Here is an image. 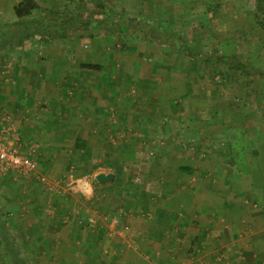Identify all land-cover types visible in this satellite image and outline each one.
Returning <instances> with one entry per match:
<instances>
[{
  "label": "rangeland",
  "instance_id": "rangeland-1",
  "mask_svg": "<svg viewBox=\"0 0 264 264\" xmlns=\"http://www.w3.org/2000/svg\"><path fill=\"white\" fill-rule=\"evenodd\" d=\"M58 1H37V10L41 11L35 12L27 24L16 26L9 18L4 27L0 26V145L36 164L33 172L0 164V226L5 221L16 230L58 229L68 222L76 228L80 219H69L68 212L78 218L86 215V210L132 212L138 210L137 204L126 201L132 198L131 201L137 202L138 198L126 195L125 191L134 194L136 183L142 186L140 193L145 194V185L149 184L146 191L156 199L167 188L156 183L163 174L167 182L183 179L186 182L180 186L184 190L219 201L220 178L231 181L236 174L241 175L244 154L250 155L256 144L264 151V133L253 135L258 118L262 123L264 120L261 109L251 103L250 97L240 101L242 90L226 67L181 54L183 47L192 54H208L210 24L205 9L209 0H83L75 12L78 17L66 19L63 29L67 35L82 34L87 31L85 23L89 21L93 25L92 34L100 42L98 49L91 40L70 38L56 45H42L37 40L27 51L25 46H19L18 37L34 33L44 19L42 10ZM232 1L233 9L247 16L245 23L247 19L256 21L255 0ZM261 21L264 23V16ZM153 31L162 34L164 41L155 40L150 35ZM47 32L50 30L40 35H50ZM250 36L245 41L246 36L238 34L236 42L224 45V51L239 56L255 53L245 46L256 38L251 33ZM65 53L68 58H62ZM55 54L61 57L54 58ZM249 57L255 68L264 69V60L253 54ZM99 61L106 65L104 72L85 67L89 72L75 75L80 67L97 65ZM52 68L69 73L45 76ZM57 86L62 90L53 91L57 94L53 106L39 103L32 111L27 110L30 106L17 107L9 101V92L21 96L31 89L43 98L48 88ZM253 86L257 90L253 97L261 99L264 80H256ZM101 87L109 89L98 93L96 88ZM83 88H90L88 94ZM81 93L110 102V108L105 109L111 115L110 137L98 135L102 131L106 135V130L104 126L98 130L97 123L90 118L82 116L83 122H75L73 116L71 122L67 121L66 114L76 107L73 101L80 99ZM39 110L44 111L40 117L47 121L51 118L47 127L46 121L41 122L36 116ZM15 117L28 120L20 124L19 133L11 129L10 121ZM90 117L99 121L97 115ZM63 133L71 137L63 138ZM171 146L173 149L169 150ZM109 159L118 164L107 163ZM167 161L166 170L158 168ZM96 166L114 174L110 182L113 187L104 193L94 190ZM252 171L247 173L252 175L255 169ZM82 181L91 183L88 192H80L82 188L77 183ZM174 189H178L176 185ZM22 253L29 256L30 264H37V254ZM0 264H12L3 250Z\"/></svg>",
  "mask_w": 264,
  "mask_h": 264
},
{
  "label": "crops",
  "instance_id": "crops-1",
  "mask_svg": "<svg viewBox=\"0 0 264 264\" xmlns=\"http://www.w3.org/2000/svg\"><path fill=\"white\" fill-rule=\"evenodd\" d=\"M24 1L0 0V26H4L7 19H13L14 8ZM33 1L46 2L47 0ZM170 26L172 27L173 24ZM85 54L87 55L86 52ZM68 56L69 54L65 53L62 58H68ZM53 57L61 56L55 54ZM101 64L102 62H97V65ZM83 68L80 67L75 75L80 76L89 72L88 69ZM53 69L46 71L45 76L53 77L56 73L59 75L69 73L67 70L56 72ZM57 87L48 88L44 99L31 89L23 92L21 96H13L12 92H9V101L11 100L10 103L17 107L30 106L26 108L27 110H34L39 103L53 106L57 97L53 91L62 90L59 86ZM83 89L88 94L87 89L90 88ZM108 89V87H101L96 88V91L99 93L100 90L107 91ZM81 94L80 99L73 101L76 102L74 105L76 107L69 109V114H66L67 121L71 122L73 116L75 122H83L82 116L87 117L86 120L90 118L92 122L97 123L98 130H101L103 126V130H106V135L103 134L105 131L98 135L102 138L110 137L108 130L112 127L111 115L108 110H105L106 107L110 108V102L102 100L103 97L98 100L94 94ZM4 103L7 104L6 100ZM1 105L3 106V102ZM100 107H103V110ZM41 111H37L36 116L40 117ZM95 115L98 116L99 121L90 117ZM40 119L41 122L46 121V127L51 122V118L48 121L45 117L44 119L40 117ZM26 120L15 117L10 121L12 127L8 128L11 127L13 132L19 133L20 124ZM104 122L105 125H103ZM49 129L51 134L52 126ZM63 134V138L71 137L70 134ZM170 138H173L172 134ZM170 148L173 149V146L168 147L169 150ZM244 157L245 160L242 161L244 164L240 165L241 175L236 174L237 177L235 176L236 178L231 181L223 176L220 178L218 185L220 193L218 190L219 201L217 202H213L212 196L211 198L209 195L200 196L201 194L196 191L184 190L180 186L186 182L183 179L178 178V184L175 180L167 182L168 179L164 178L165 174H163V177L157 179L156 183L158 185L161 183V187L167 188L162 190L158 198L154 199L147 193L146 188L149 184H146L145 194L141 192L137 197V202L131 201L132 198L129 201L124 200L129 204H137L135 206L138 210H132V212L86 210L87 214L81 218L68 212L69 219H80L79 226L77 225L76 228L70 227L68 222L58 229L45 227L36 230L22 227V230H16L9 226L7 228L0 226V251L5 250L8 244L4 241L11 236L14 239L12 243L14 250L37 254V264H264V151L256 144L252 153L244 154ZM231 158L233 161L236 160L233 156ZM107 163L118 164L113 159L112 161L109 159ZM157 165L158 163H155L156 167ZM168 165L169 161L162 163L158 168L166 170L165 166ZM170 166L174 168L173 163ZM115 169H117L116 166ZM254 169L255 172L252 175L247 173V170L254 171ZM95 170V175L110 173L108 171L107 173L108 169L102 166H96ZM219 172L222 175L221 169ZM245 177H247L246 180ZM214 181L218 183V180L212 182ZM95 185L94 190L99 189L101 193L113 187L110 182L96 181ZM175 185L178 188L176 191L173 190ZM9 258L12 264H16L14 258ZM19 259L17 258L18 262ZM21 260L27 264L31 262L29 256L23 253Z\"/></svg>",
  "mask_w": 264,
  "mask_h": 264
},
{
  "label": "trees",
  "instance_id": "trees-1",
  "mask_svg": "<svg viewBox=\"0 0 264 264\" xmlns=\"http://www.w3.org/2000/svg\"><path fill=\"white\" fill-rule=\"evenodd\" d=\"M82 1L83 0H60L56 3H52L51 5H49L46 8L47 10H42V15L44 19L40 21L41 23H39L36 30H34V33L30 32V34H26V36H19L18 45L21 47L25 46L27 51L28 48L30 50L32 45L37 40H39L42 45H56L60 40L64 41L70 38L71 40H91L92 43H96L95 45L98 49L100 46V42H98L92 34L91 31L93 25L90 24L89 21H86L85 23L87 31L83 32L82 34L72 33V35H67L65 34V31L63 29L66 24V19H75L78 17V15H75V12L79 9L80 5L82 4ZM255 1L257 12L255 14L256 21H250L247 19L248 23H245V19L247 18V16L245 18V16L233 9L232 0H209L208 2H206L207 7L205 9L207 19L210 24L208 54L204 56L192 54L191 52H189L188 49L184 47L180 50L181 54L185 57L188 56L193 59H199L207 64L213 63L216 64L218 67H226L228 72L231 73V77L238 81L239 86L242 90V95L239 96V98L241 97L240 101L244 102L246 101L245 97L246 99L247 97H250L251 103H254L257 108L259 107L261 109L260 116L261 119L264 120V94H262V97L259 95L261 99H256L253 97L254 93H256L257 91L253 86L254 82L256 80H264V69L255 68L252 62L250 61L249 57L250 54H253L259 60H264V23L261 21V16H264V0ZM37 8V2L33 0H25L14 8V17L11 23L16 26L27 24V22L31 21L30 19L35 12L41 11L40 9L37 10ZM47 30H50L49 33L47 32V34L50 35H45L44 37H42L40 33H43ZM250 33L253 34V37L256 38L250 42L251 45L246 44L245 46L247 48H251V50L255 51V53L248 52L250 54H242L239 56L233 51H224V45H228L230 44V42H236V36L238 34L245 35L246 37H244V40L247 41L250 36ZM150 35H153L155 40L164 41V37L162 36V34H160L161 36H159L158 34H155V31H153ZM250 37H252V35ZM253 47H255V49ZM84 67L96 72H100L103 71L104 68H106V65H95L90 63ZM214 94L217 95V92H215ZM260 121V118H258V123L256 122L254 126L253 135L258 133H264V121L263 123ZM134 184L137 186L136 191L134 192L135 195L129 194L126 191L125 194L130 195V197L136 198L139 197V190L141 189V187L138 186L136 183ZM1 226L2 228L8 227L5 221L2 222ZM6 240L7 241L4 242L8 245L3 251L9 257L14 258L16 264H24V261L21 260L22 252L14 250V248L12 247L14 239L9 236V238H7ZM17 258H20L19 262Z\"/></svg>",
  "mask_w": 264,
  "mask_h": 264
},
{
  "label": "built area",
  "instance_id": "built-area-1",
  "mask_svg": "<svg viewBox=\"0 0 264 264\" xmlns=\"http://www.w3.org/2000/svg\"><path fill=\"white\" fill-rule=\"evenodd\" d=\"M0 164L15 166L24 172H33L36 165L34 161L19 156L15 151L10 150L4 145H0ZM41 180L44 181L43 178ZM77 186L82 188L80 190L82 193L88 192L87 189H90V184L88 182L85 183V181H82L80 184L77 183Z\"/></svg>",
  "mask_w": 264,
  "mask_h": 264
},
{
  "label": "water",
  "instance_id": "water-1",
  "mask_svg": "<svg viewBox=\"0 0 264 264\" xmlns=\"http://www.w3.org/2000/svg\"><path fill=\"white\" fill-rule=\"evenodd\" d=\"M95 180L99 183H108L111 182L114 179V174L113 173H98L94 176Z\"/></svg>",
  "mask_w": 264,
  "mask_h": 264
},
{
  "label": "clouds",
  "instance_id": "clouds-1",
  "mask_svg": "<svg viewBox=\"0 0 264 264\" xmlns=\"http://www.w3.org/2000/svg\"><path fill=\"white\" fill-rule=\"evenodd\" d=\"M82 180H84V178H81ZM85 183H87L86 181H85Z\"/></svg>",
  "mask_w": 264,
  "mask_h": 264
}]
</instances>
